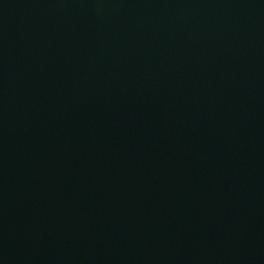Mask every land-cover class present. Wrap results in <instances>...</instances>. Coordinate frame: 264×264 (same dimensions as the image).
Segmentation results:
<instances>
[{"label":"water","instance_id":"95a60500","mask_svg":"<svg viewBox=\"0 0 264 264\" xmlns=\"http://www.w3.org/2000/svg\"><path fill=\"white\" fill-rule=\"evenodd\" d=\"M0 264H264V0H0Z\"/></svg>","mask_w":264,"mask_h":264}]
</instances>
